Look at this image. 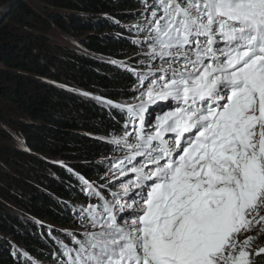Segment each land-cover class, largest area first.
<instances>
[{
	"label": "snow or ice",
	"instance_id": "obj_1",
	"mask_svg": "<svg viewBox=\"0 0 264 264\" xmlns=\"http://www.w3.org/2000/svg\"><path fill=\"white\" fill-rule=\"evenodd\" d=\"M145 6L147 54L166 66L139 104L120 106L143 161L122 195L89 206L99 231L65 249L67 264H257L264 248L240 237L264 234V0Z\"/></svg>",
	"mask_w": 264,
	"mask_h": 264
},
{
	"label": "trees",
	"instance_id": "obj_2",
	"mask_svg": "<svg viewBox=\"0 0 264 264\" xmlns=\"http://www.w3.org/2000/svg\"><path fill=\"white\" fill-rule=\"evenodd\" d=\"M37 1L44 4V12L25 0H14L0 21V95L4 98L0 121L8 122V113L27 119L0 124V142L4 143L0 154L5 157V170L0 169V234L15 236L31 255L47 261L42 252L48 251L51 242L46 234L39 235L32 227L33 221H49L61 229L71 227V215L64 202L79 200L64 166L94 179L97 173L93 170L103 156L110 155L99 139L108 138L118 128L114 118L83 94L128 102L136 89L135 82L109 62L126 60L136 52L119 37L125 31L121 24L136 20L131 11L136 10L137 1ZM14 23L28 36H20L17 29L9 31L8 24ZM41 26L79 40L85 53L52 45L45 33H36ZM94 30H99V35L113 32L106 37L98 36ZM129 34L126 30L123 35ZM23 43L25 47H19ZM11 127L17 129L24 145L21 149L16 141L12 142ZM8 206H13L19 215L14 210L7 213ZM248 236L256 237L253 254L264 248V234L259 229L245 234L244 239ZM255 261L264 264V257H256ZM0 264L27 263L19 255L12 258L0 247Z\"/></svg>",
	"mask_w": 264,
	"mask_h": 264
},
{
	"label": "rangeland",
	"instance_id": "obj_3",
	"mask_svg": "<svg viewBox=\"0 0 264 264\" xmlns=\"http://www.w3.org/2000/svg\"><path fill=\"white\" fill-rule=\"evenodd\" d=\"M14 0H0V21L1 19L5 16V13L10 9V5L9 3L13 2ZM26 2H28V5L31 4L34 8H38V9H41V11L44 12L43 8L41 6H43L44 4L41 3V2H38L37 0H25ZM149 3V2H148ZM151 4V3H149ZM30 6V5H29ZM44 7V6H43ZM150 12L149 14L151 13V8H149ZM137 13V11H135ZM23 15V14H22ZM24 17V20L27 21V18ZM92 17V16H90ZM133 17H135V15L133 14ZM136 18V17H135ZM149 19L150 17H145V20L146 19ZM105 22V20H103V23ZM99 22H96V24H98ZM143 23H141L140 19H136L134 22H131L130 25L133 26V35L134 36H138L137 34L139 33V31L136 29L137 26H140L142 25ZM9 27H10V30H14V29H17V25L14 23V25H11V24H8ZM127 25V24H126ZM130 25H127V26H130ZM18 33L20 36L22 37H27L28 35V32L24 31V30H19L17 29ZM45 33L46 36L49 38V40L51 41V44L52 45H56V46H59V47H63V48H67V49H71V50H74L76 52L80 51L82 54L85 53V51L80 47V42L79 40H76L74 38H71V37H68L66 34H64L63 32H61L60 30H56L54 28H50L49 29H44L42 26L38 28V30L36 31L37 34H40V33ZM112 32L113 31H106L103 35L107 37L106 34L108 35H112ZM93 33H96L98 36H103V35H99L100 32L99 30H94ZM13 34H16V33H13ZM96 35V36H97ZM131 34L128 35V37H130ZM89 37V36H87ZM121 37V36H120ZM108 38H111V37H108ZM84 40H90L91 39H88V38H84ZM92 42V41H91ZM124 42V41H123ZM25 44H20L19 47H25L24 46ZM28 47V46H27ZM53 50V48H52ZM50 51V52H53L55 53V51ZM145 52L143 50H138L135 52V54L133 56H130L129 58L132 59V60H135L137 64H140L142 61H145V62H150V57H148L147 55H144ZM85 55V54H84ZM89 56L91 57H94L92 54H90ZM127 58L126 60H123V61H119V63H122V64H128L130 62V59ZM101 59V58H100ZM106 59V58H104ZM107 61H109L108 59H106ZM140 83V82H139ZM142 84V83H140ZM139 84V85H140ZM138 86V89L135 90L133 92V97L128 100V103H133V104H139L140 103V100L138 99V97L141 95V93L144 91V88L147 87L148 85H146L145 87H141V86ZM85 97H88V100H95L96 98H99L98 96L99 95H89V94H83ZM2 101H4V98L1 97L0 95V109L3 111L1 105H2ZM127 103V102H126ZM7 113L4 112V115H6ZM8 117V122L11 121V120H20V119H23L25 120L26 119V116H18L16 114H7L6 115ZM27 120V119H26ZM25 120V121H26ZM8 122L6 121H0V124L1 125H7ZM7 127H10L9 125ZM12 129H10L11 131H14V135L12 134L13 136V140L12 142L16 143V146H19L18 149H21L22 147H24L23 143L19 141V137L17 135V133L15 131H17L16 128L14 127H11ZM18 138V140H16V137ZM4 143L0 142V145H2ZM7 145V144H6ZM35 156H38V155H35ZM112 157V156H111ZM5 159L4 155H1L0 154V169L2 170H5L4 166L2 165V160ZM41 173V171H40ZM107 173V172H106ZM113 174L112 171L109 172L108 175H111ZM104 176H107L106 174H97L94 178V180L97 182V183H100V184H103V178ZM2 180L1 176H0V181ZM27 184H30V181H27ZM13 210H14V213L18 214L19 215V211L13 209V206H8V209H7V213H13ZM264 214V213H262ZM44 222V221H43ZM75 224V225H74ZM85 224L84 222H82L79 218H75L74 217V220L72 219V222H71V229L73 230H80L82 228L86 229L85 227ZM47 226L49 227H52L53 224H51L49 221L47 222ZM53 228V227H52ZM99 230V229H97ZM258 230V229H257ZM256 231V230H255ZM254 232V231H252ZM4 237V238H3ZM255 237V236H253ZM244 238V235H242L240 237V240ZM256 238V237H255ZM7 241V243H9L12 247H13V251L15 253V250H21L22 247H25L24 245H22L21 242H18V240L16 239L15 236L13 235H3V234H0V241Z\"/></svg>",
	"mask_w": 264,
	"mask_h": 264
},
{
	"label": "bare ground",
	"instance_id": "obj_4",
	"mask_svg": "<svg viewBox=\"0 0 264 264\" xmlns=\"http://www.w3.org/2000/svg\"><path fill=\"white\" fill-rule=\"evenodd\" d=\"M148 4H149V3H148ZM126 24H127V22H124V23L121 24V26L125 28ZM127 25H130V23L127 24ZM127 30H128V32L131 34V30H130L129 28H127Z\"/></svg>",
	"mask_w": 264,
	"mask_h": 264
},
{
	"label": "water",
	"instance_id": "obj_5",
	"mask_svg": "<svg viewBox=\"0 0 264 264\" xmlns=\"http://www.w3.org/2000/svg\"><path fill=\"white\" fill-rule=\"evenodd\" d=\"M93 55V54H92ZM94 56V58H96V59H100L99 57H97V56H95V55H93Z\"/></svg>",
	"mask_w": 264,
	"mask_h": 264
}]
</instances>
